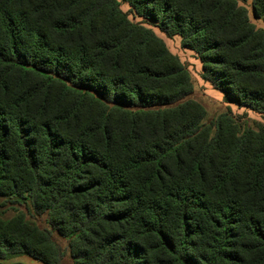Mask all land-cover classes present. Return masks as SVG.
<instances>
[{
    "label": "trees",
    "instance_id": "obj_1",
    "mask_svg": "<svg viewBox=\"0 0 264 264\" xmlns=\"http://www.w3.org/2000/svg\"><path fill=\"white\" fill-rule=\"evenodd\" d=\"M196 54L226 102L120 3ZM0 0V259L264 264V0ZM213 131V133H212Z\"/></svg>",
    "mask_w": 264,
    "mask_h": 264
},
{
    "label": "rangeland",
    "instance_id": "obj_2",
    "mask_svg": "<svg viewBox=\"0 0 264 264\" xmlns=\"http://www.w3.org/2000/svg\"><path fill=\"white\" fill-rule=\"evenodd\" d=\"M119 1V0H118ZM120 9L122 12L127 14L128 20L132 23L142 24L144 27L150 28L155 35L160 38L166 45L168 51L177 56L181 63L185 65L187 71L191 78V83L193 86V93L186 98V100H192L200 104L205 110V117L202 121L204 125H209L210 122H213L219 115L227 112H231L233 115H245L244 122L248 127L254 128L253 122L258 121L262 122L259 115L254 114L253 112L247 111L244 108H239L236 103L226 102L224 100V93L220 90H217L213 87L212 84L205 81L202 77L203 69L199 59L196 57V54L186 48L181 46V39L178 36L172 38L166 37L161 33L156 26L152 23L144 21L136 17L133 13L129 12V7L119 1ZM250 19L257 26H264L260 21H256L252 18L251 14L249 15ZM213 133V131H212ZM18 212H23L26 221L30 225L37 226L40 229H50L47 224L46 214L38 215L32 209L26 207L21 203L13 204L9 202L8 199L0 196V222L3 224L11 221ZM53 240L64 250L65 256L62 259L60 264H74L71 258L68 242L66 239L60 237L56 232H52ZM0 264H43L33 258L26 255H13L7 256L3 259H0Z\"/></svg>",
    "mask_w": 264,
    "mask_h": 264
}]
</instances>
